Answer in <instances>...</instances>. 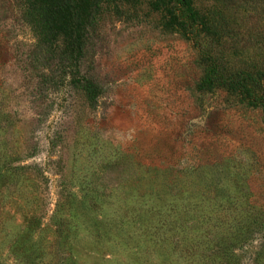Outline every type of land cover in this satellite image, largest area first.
Returning a JSON list of instances; mask_svg holds the SVG:
<instances>
[{"label": "rangeland", "instance_id": "1", "mask_svg": "<svg viewBox=\"0 0 264 264\" xmlns=\"http://www.w3.org/2000/svg\"><path fill=\"white\" fill-rule=\"evenodd\" d=\"M194 2L213 56L264 68V0ZM101 5L72 68L92 107L0 0V264H264L263 111L197 90L202 38L162 0Z\"/></svg>", "mask_w": 264, "mask_h": 264}, {"label": "trees", "instance_id": "2", "mask_svg": "<svg viewBox=\"0 0 264 264\" xmlns=\"http://www.w3.org/2000/svg\"><path fill=\"white\" fill-rule=\"evenodd\" d=\"M104 1L106 0H19L26 21L38 39L39 47L47 56H54L62 61L68 77L92 107L97 105L102 96V87L87 76H75L72 68L75 59L84 58L88 28L97 21V13ZM162 1L166 6L169 26H177L186 34L202 38L198 44L203 54V74L197 83V90L213 92L225 89L237 94L250 105L261 108L264 113V68L246 64L234 67L225 62L223 55L213 56L209 48L214 40H222V28H217L207 17L200 16L195 9L194 0ZM43 263L44 261H32L29 264Z\"/></svg>", "mask_w": 264, "mask_h": 264}]
</instances>
